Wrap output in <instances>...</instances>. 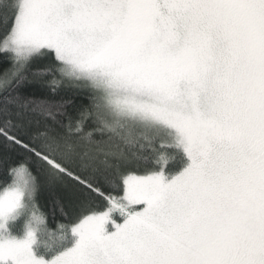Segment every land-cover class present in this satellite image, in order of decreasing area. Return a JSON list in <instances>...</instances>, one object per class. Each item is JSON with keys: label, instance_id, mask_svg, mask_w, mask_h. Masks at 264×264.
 <instances>
[{"label": "snow or ice", "instance_id": "6c2138e0", "mask_svg": "<svg viewBox=\"0 0 264 264\" xmlns=\"http://www.w3.org/2000/svg\"><path fill=\"white\" fill-rule=\"evenodd\" d=\"M0 264H264V0H0Z\"/></svg>", "mask_w": 264, "mask_h": 264}]
</instances>
